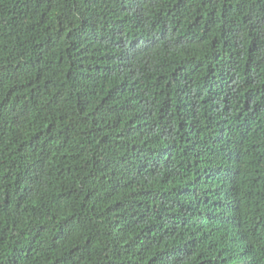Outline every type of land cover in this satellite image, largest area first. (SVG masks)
<instances>
[{"label": "trees", "instance_id": "1", "mask_svg": "<svg viewBox=\"0 0 264 264\" xmlns=\"http://www.w3.org/2000/svg\"><path fill=\"white\" fill-rule=\"evenodd\" d=\"M0 264H264V0H0Z\"/></svg>", "mask_w": 264, "mask_h": 264}]
</instances>
